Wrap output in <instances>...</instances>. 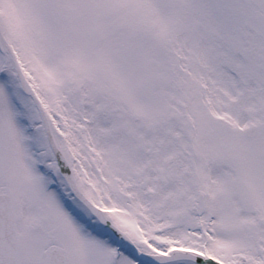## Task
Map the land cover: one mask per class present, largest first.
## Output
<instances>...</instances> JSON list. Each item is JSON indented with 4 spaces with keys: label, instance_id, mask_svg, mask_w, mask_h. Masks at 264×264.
Wrapping results in <instances>:
<instances>
[{
    "label": "snow or ice",
    "instance_id": "1",
    "mask_svg": "<svg viewBox=\"0 0 264 264\" xmlns=\"http://www.w3.org/2000/svg\"><path fill=\"white\" fill-rule=\"evenodd\" d=\"M0 264H264V0H0Z\"/></svg>",
    "mask_w": 264,
    "mask_h": 264
}]
</instances>
